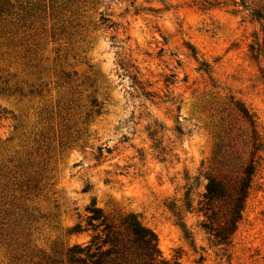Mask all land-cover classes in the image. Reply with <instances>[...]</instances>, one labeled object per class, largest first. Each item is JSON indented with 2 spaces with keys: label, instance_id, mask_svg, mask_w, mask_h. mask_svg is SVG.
I'll use <instances>...</instances> for the list:
<instances>
[{
  "label": "rangeland",
  "instance_id": "rangeland-1",
  "mask_svg": "<svg viewBox=\"0 0 264 264\" xmlns=\"http://www.w3.org/2000/svg\"><path fill=\"white\" fill-rule=\"evenodd\" d=\"M230 97L260 146L226 246L200 202L248 157ZM92 208L166 260L264 264V0H0V264H70Z\"/></svg>",
  "mask_w": 264,
  "mask_h": 264
},
{
  "label": "trees",
  "instance_id": "trees-1",
  "mask_svg": "<svg viewBox=\"0 0 264 264\" xmlns=\"http://www.w3.org/2000/svg\"><path fill=\"white\" fill-rule=\"evenodd\" d=\"M97 105V100H94ZM230 111L243 125L246 143L249 146L247 159L237 153L226 155L228 168L237 169L233 187L217 178H211L200 202V212L206 221L204 227L218 244L230 245L242 219L245 203L249 197L256 172V157L259 138L249 109L234 97H230ZM226 134L231 137L230 132ZM223 201L227 211L219 222L213 203ZM76 233H90L91 240L85 246L76 244L68 250L70 264H182L179 260H166L161 252L156 233L145 227L135 214H129L119 224L114 223L101 209L92 208L86 226L77 225Z\"/></svg>",
  "mask_w": 264,
  "mask_h": 264
}]
</instances>
